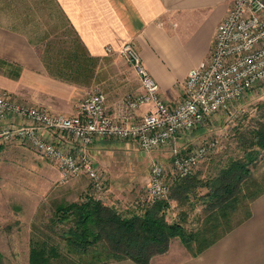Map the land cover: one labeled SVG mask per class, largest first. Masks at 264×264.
Listing matches in <instances>:
<instances>
[{"label": "crops", "instance_id": "0c3cea01", "mask_svg": "<svg viewBox=\"0 0 264 264\" xmlns=\"http://www.w3.org/2000/svg\"><path fill=\"white\" fill-rule=\"evenodd\" d=\"M48 2L36 0L35 5L26 6H35V9L41 7L44 10L49 5H55L58 12L55 16L59 21L67 23L75 37L78 36L93 63V72L101 73L102 60L111 54L120 55V50L132 43L158 81L161 98L171 105L183 99L190 70L210 56L217 27L233 4V0ZM19 8L16 0H0V87L8 90L14 100L27 106L44 107L55 114H75L77 104L86 96L87 90L93 87L92 83L98 85L102 74L94 78L91 75L84 80L54 74L56 66L53 64L62 62L60 50L56 54L54 49L39 48L33 40L35 36L32 32L36 22L27 20L25 12L23 16L21 11L16 10ZM46 39L47 36L43 40ZM70 47L65 48L69 50ZM48 51L53 59L48 57ZM119 61H123L126 70H119V92L114 94L109 91L107 94V111L120 121H138L148 111V106L130 110L123 99L125 95L142 91V83L131 65L121 58ZM44 134L49 140L62 145L66 151L78 156L71 135L51 131ZM134 143L131 139L96 140L90 151L97 172L98 168L106 167V164L119 162L121 175L115 172L111 178L119 176V180L133 183L129 179H134L135 175H126L124 169L126 165L134 169L139 163L138 157L134 155ZM9 144L28 147L18 142ZM50 162L61 171L59 164L52 160ZM79 175L69 180L80 178ZM103 264L137 263L132 259H121ZM150 264H264V192L251 203L250 217L202 253L192 255L187 253L185 247L177 248L166 255L154 256Z\"/></svg>", "mask_w": 264, "mask_h": 264}, {"label": "rangeland", "instance_id": "374dc122", "mask_svg": "<svg viewBox=\"0 0 264 264\" xmlns=\"http://www.w3.org/2000/svg\"><path fill=\"white\" fill-rule=\"evenodd\" d=\"M50 1L49 4H51ZM35 3L36 0H16V5L20 7L16 10L21 11L22 14L25 12L27 20L36 22L32 29L35 39H32L39 48L48 47L54 49L53 51L57 54L66 46H72L75 34L72 29L67 27V23L59 21L55 16L58 13L55 10V5H52L54 9L49 5V8L45 7L44 10L41 7L35 9V6H26L35 5ZM59 14L61 15V12ZM46 36L48 39L43 40ZM53 51L51 52L53 53ZM120 55L119 53L111 54L102 60L100 62L101 73L93 72L94 66L90 61L89 74L84 72V75H88L87 78L92 75L94 78L96 75L99 77L102 74V79L99 83L97 82L98 85L92 83L93 87L87 90L84 98L96 92H103L106 96L109 91L114 94L119 92V70L124 69L123 61H119V59L121 58L126 64L131 65L127 58L121 54V51ZM48 57L53 59V55L50 56V51H48ZM55 58L56 55H54ZM125 70L126 67L123 71ZM263 85L264 83L251 89L241 103L230 111L215 112L192 130L181 131L167 145L146 151L137 144V141L133 140L136 145H134L136 151L134 155L138 157L139 163L134 169L128 165L124 169L126 175H132V173L135 175L134 179H129L133 180V183L121 181L119 176L111 178L115 172L121 175L119 162L98 168L100 181H96L86 172L81 173L80 178L63 180L61 171L55 164L32 148L10 144L0 146V264H29L33 241L58 245L59 250L66 253L61 232L67 225L57 222L54 217L55 208L60 204L96 198L126 215L140 212L144 206L157 200L150 192L149 184L151 170L156 164L162 166L167 178L166 183L170 185L173 179L178 176L173 165L176 156L191 154L200 145H209L214 140L216 144L210 148L212 153L200 161L195 171L201 172L204 177L215 175L222 164L244 154V150L240 148V132L256 127L258 120L264 119ZM0 91L8 92L2 87H0ZM128 96L125 95L124 102ZM146 106L148 109L150 108V105ZM77 113L76 110L73 115ZM110 116L120 121L112 115ZM90 150L91 145L88 155L94 165ZM250 167L254 177L258 179L261 186H264V151ZM205 191L206 188L200 190L202 193ZM202 208L203 204L198 202L195 211L190 214L187 227L196 226V213L200 212ZM178 212L179 208L173 204L168 210V219L171 221ZM243 216V211L237 212L232 217L233 224ZM173 243L170 244L167 252L157 255H166L177 248H187L178 238L174 239ZM187 253L190 254L188 249Z\"/></svg>", "mask_w": 264, "mask_h": 264}, {"label": "built area", "instance_id": "2783aa9c", "mask_svg": "<svg viewBox=\"0 0 264 264\" xmlns=\"http://www.w3.org/2000/svg\"><path fill=\"white\" fill-rule=\"evenodd\" d=\"M121 54L127 58L141 80L143 90L129 95L130 110L150 105L135 122L117 121L107 113V96L96 92L84 98L76 115L55 114L44 107L27 106L0 91V146L12 142L26 145L61 167L63 180L88 173L96 181L100 175L92 164L89 147L98 139H131L146 151L155 150L174 140L181 131L192 130L219 110L230 111L255 86L264 83V0H233L227 16L215 33L210 56L190 70L185 96L174 106L160 96V85L143 63L132 43ZM264 88V85H263ZM66 133L73 137L78 156L49 140L44 132ZM200 145L193 153L174 159L177 174L196 170L211 154V146ZM150 192L156 198L168 194L167 178L156 164L150 175Z\"/></svg>", "mask_w": 264, "mask_h": 264}, {"label": "trees", "instance_id": "16d2710c", "mask_svg": "<svg viewBox=\"0 0 264 264\" xmlns=\"http://www.w3.org/2000/svg\"><path fill=\"white\" fill-rule=\"evenodd\" d=\"M73 43L69 50H60L62 62L53 64L54 74L87 79L84 72L89 74L90 57L78 36ZM239 135L241 157L229 159L208 177L197 171L177 174L167 184V196L155 198L140 212L126 215L96 198L58 205L54 217L67 225L61 232L66 253L58 245L33 241L29 264H103L121 259L150 264L176 238L192 255L202 253L250 217L251 203L264 192L250 167L264 151V119ZM198 202L203 208L196 213V226L187 227ZM173 204L179 212L170 221L168 210ZM240 211L243 218L233 224L232 217Z\"/></svg>", "mask_w": 264, "mask_h": 264}]
</instances>
